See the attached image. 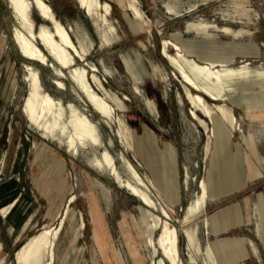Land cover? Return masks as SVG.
<instances>
[{"label": "rangeland", "instance_id": "rangeland-1", "mask_svg": "<svg viewBox=\"0 0 264 264\" xmlns=\"http://www.w3.org/2000/svg\"><path fill=\"white\" fill-rule=\"evenodd\" d=\"M28 1L34 31L42 27L52 31L51 22ZM45 1L80 54L68 51L72 66L86 69L88 82L114 112L111 122L99 114L79 92L68 67H62L60 75L57 64L51 68L25 59L12 38L16 20L8 0H0V197L8 201L0 205V213L4 217L10 211L13 216L19 213L21 222L9 230L0 222V258L4 257L0 264H20L17 252L44 227H49L55 249L46 250L41 258L34 256L29 264H158L162 259L158 241L165 225L176 231L182 264H230L232 256L215 248L225 237L241 238L248 252L241 257L233 254L234 264H264V0H137L149 24L135 18L119 0H99L108 4V10L92 1L90 14H85L79 0ZM56 41L61 44L59 38ZM34 42L53 60L40 38ZM25 62L38 70L42 91L62 105L64 121L69 104L89 118L99 145L86 141L74 158L50 133L45 134L39 119L31 121L24 109L30 85ZM176 66L194 79L201 77L199 69L214 71L213 81L202 82L217 86L222 100L198 93L209 103L231 107L235 117V123L227 125L233 134L231 143L219 139L222 126L220 131L213 129L202 112L193 109L197 118L192 117ZM226 70L238 74L228 75ZM56 79L64 89L57 87ZM107 93L116 94L125 108L106 98ZM39 101V97L33 100L34 112ZM145 101L150 112L156 106V116L149 114ZM249 136L259 159L251 157L245 145ZM170 143L177 153L178 180ZM102 151L112 157L115 172L96 165ZM52 159L62 160L60 175ZM127 160L146 178L150 190L138 184ZM259 166L261 176L255 178ZM124 181L138 187L150 207L123 187ZM234 205L242 221L217 230L209 226L207 231L206 216ZM73 222L80 232L74 240L66 237ZM96 231L101 232L98 238ZM14 235L18 236L12 245ZM197 239L201 253L193 263L186 247H197ZM207 244L212 245L206 249L212 263L205 252Z\"/></svg>", "mask_w": 264, "mask_h": 264}, {"label": "bare ground", "instance_id": "bare-ground-1", "mask_svg": "<svg viewBox=\"0 0 264 264\" xmlns=\"http://www.w3.org/2000/svg\"><path fill=\"white\" fill-rule=\"evenodd\" d=\"M92 1H95L96 5L100 3L99 0H79L80 6L86 10L85 14H90L92 12ZM119 1L122 2L123 5L129 10H131L133 16L142 23H150V20L144 16V13L137 5V0ZM8 3L13 13L12 16L16 20L12 38L20 54L27 60L35 61L51 68H54L57 64L60 67V69H58L60 75L63 74L62 67H68V72L73 82L79 89V92H81L83 96L94 106L95 110L99 114L109 117L111 122V115L114 112L113 108L103 96L99 95V93L93 89L90 82H88L86 69L83 67L72 66L73 62L70 58L71 56L68 54V51H74L76 56H80V54L76 46L71 41L68 32L65 30L59 19L54 15L51 7L46 3V1L31 0V3L43 19L51 22L52 31H48L43 27L40 28L38 32L34 31L33 23L28 14L30 4L28 0H8ZM98 6L100 8L103 7L105 10H108L109 8L106 2H104L103 5L99 4ZM37 37L42 40L53 60H49L46 53L38 45H36L34 40ZM56 38H59L61 44H58ZM165 56L170 60L171 63H173V60L170 56H167V54H165ZM69 65L72 67H69ZM23 67L29 74L28 80L30 82L29 97L24 102V109L30 115L31 121L36 122L39 119V122H41L39 126L43 128L45 134L48 135L50 133L51 137L57 139L59 141V145L64 146L65 151L74 158L79 154V146L83 147L86 141L94 145H99L100 139L95 129L96 126L93 125L89 118L85 114L79 112L77 108L75 109L71 106V104H69L70 114L68 120L64 121L63 107L60 102L54 100L47 92L42 91V87L39 84L38 70L30 63L26 62L23 63ZM176 68L179 70L182 82L184 83L183 85L185 95L187 102L191 105L192 117L197 118V115L193 109L202 112L204 116L209 118V122L212 124L213 129L215 128L220 131V127L222 126L223 130L220 131V134L218 135L219 138L224 140L226 143H231L233 134L227 126H232L233 123H235V117L232 113L231 107L225 103H209L198 93L203 92L213 101L222 100V96L217 89V86H210L202 82L204 79L213 81L215 78L214 71L209 70L210 67L199 69L202 73L200 74L201 77L194 79L188 73H186L183 68L179 66H176ZM226 71L230 75L238 74L237 70ZM8 72L11 74L13 70L8 69ZM54 82L57 84L59 89L65 88L62 81L56 79ZM8 83L11 86V89H14V78H10ZM190 89L194 90V92H191ZM36 97H39L40 101L38 103L37 111L34 112L33 100ZM244 142L251 157L259 159L258 151L253 139L249 136L244 140ZM39 155L44 157L45 153L41 151ZM52 161L55 162L54 165H56L58 168L60 175L62 171L61 165L63 164L62 160L58 159L56 161L52 159ZM95 163L98 167L104 166L109 168L112 172H115L114 161L106 151H102L100 153V158L97 159ZM126 166L127 169L138 180V184L150 190V185L146 178L139 174L130 161H126ZM261 167L262 166H259V168H257L255 171V178L261 176ZM122 186L125 187L133 196L138 197L143 205L150 207V200L143 192H141L138 187L130 184L128 181L122 182ZM201 186L203 187L202 182ZM70 191L72 193L71 187H69V192ZM156 197L159 205L164 209V211H169L168 207L160 200V198L158 196ZM72 200L73 198L71 197L69 202ZM205 200L206 193L205 190L202 189L200 201L202 204H204ZM195 208H199V202L195 204ZM58 212L59 210L55 212V216L58 215ZM93 221L99 223L101 220L99 218H94ZM49 233V227H44V230H42L37 236H35V238H33L31 244L22 247V249L16 254L18 262L20 264H29L30 261L33 260L34 256L41 258L46 250L50 249L51 247L54 250L55 243L51 242L48 236ZM95 234L98 238L101 232L96 231ZM78 235H80L79 227L75 222H73L72 229L71 231H68L66 237H70L74 240ZM158 245L162 251V259L158 262V264H182L177 250V235L174 228H169L166 225L164 226L158 241ZM133 254L135 257L134 251ZM114 255L113 258L115 257ZM50 257L52 259V254Z\"/></svg>", "mask_w": 264, "mask_h": 264}, {"label": "crops", "instance_id": "crops-1", "mask_svg": "<svg viewBox=\"0 0 264 264\" xmlns=\"http://www.w3.org/2000/svg\"><path fill=\"white\" fill-rule=\"evenodd\" d=\"M228 75H230L229 73H227ZM134 79V78H133ZM134 81V80H133ZM145 80H144V78H143V80H142V82H144ZM142 82H139V81H134V84H140V83H142ZM135 87V85L133 86V88ZM140 92H141V89H140ZM106 98H108V99H110L111 101H113L118 107H120L121 109H124L125 108V105H124V103L122 102V100L121 99H119L118 98V96L116 95V94H114V93H107V97ZM147 99H149V98H146V100ZM155 104V103H154ZM145 106H146V108H147V110H148V112H149V114H151V115H157V110H156V106H155V112H150V110H149V108H148V106H147V104H146V101H145ZM123 119V118H122ZM124 120V119H123ZM125 122V121H124ZM126 123V122H125ZM127 124V123H126ZM144 127H146V126H144ZM146 129L148 130V128L146 127ZM154 137H155V134H154ZM219 137V136H218ZM155 139H156V137H155ZM220 139V138H219ZM221 140V139H220ZM222 141H224V140H222ZM171 144V143H170ZM163 147H164V145H163ZM162 147V148H163ZM171 147H173V148H171V149H169V151H173V154H174V169H173V172L176 174V177H177V180H178V170H177V161H176V149H175V147L171 144ZM165 148V147H164ZM173 149V150H172ZM153 151H156V149L155 148H153ZM257 170V169H256ZM255 170V171H256ZM255 179V178H254ZM253 180V179H252ZM179 184V183H178ZM177 184L175 183L174 184V194H176L177 193ZM176 190V191H175ZM236 190V189H235ZM235 190H232V191H230V192H224V193H220V194H218V195H216V196H213V197H211V198H209V199H207V201H214V200H216V199H218L219 197H221L222 195H225V194H229V193H231V192H233V191H235ZM179 195H180V191H179ZM4 199H2L1 197H0V205H2V204H8V201H3ZM12 200V199H11ZM179 200H180V197H179ZM179 200L177 201V202H179ZM207 201H206V203H207ZM176 202V203H177ZM206 206V205H205ZM248 214L249 213H246V215L244 216V218L246 219V220H248L249 219V217H248ZM17 215H19V213L18 214H16V215H12V211H10V213H8L7 214V216L6 217H4L1 213H0V217H1V223H2V225L4 224H7V227H8V230H9V228L13 225L14 226V228H17L20 224H21V222L19 221V218H18V216ZM206 219H207V222H208V224H207V231H208V227L210 226L213 230H217V229H220V228H224L225 226L227 227L228 225H230V224H233V223H238V222H240V221H242V215L240 214V212H239V210H238V208H237V206L236 205H234V206H231V207H229V208H227V209H221V210H218V211H216V212H214L210 217H207L206 216ZM24 226V225H23ZM22 226V227H23ZM14 228H13V230H14ZM22 229V228H21ZM21 229H20V232H21ZM259 230V229H258ZM260 231V230H259ZM258 231V232H259ZM15 236V235H14ZM17 236L18 235H16L14 238H13V236H10V237H12V245L17 241ZM196 237H197V228H196ZM208 245H211V244H207L206 245V248H205V252H206V254H207V246ZM250 245H251V250H252V253H256L257 251H256V248H255V246L253 245V243L252 242H250ZM211 247H212V245H211ZM187 248V250H188V253H189V257H190V260H191V262H196V254H198V253H201V248H200V243H199V239H197V247H194V248H192V250H191V248H189L188 246L186 247ZM215 248L218 250V251H222V252H224L225 254H229V255H231L232 257L231 258H229V261H232L230 264H234L235 262H234V259H235V257L233 256V254H236L237 255V257H241V256H246V255H248V252L246 251V247H245V245H244V242H243V240L241 239V238H237V237H225V238H221L216 244H215ZM227 254V255H228ZM208 255V254H207ZM4 257H1L0 259H3ZM232 258H234L233 260H232ZM208 259L211 261V259H210V257H209V255H208ZM206 260L204 259V263H206L205 262ZM211 263H212V261H211Z\"/></svg>", "mask_w": 264, "mask_h": 264}]
</instances>
